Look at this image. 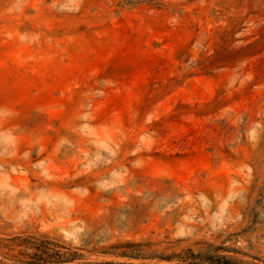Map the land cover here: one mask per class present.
Instances as JSON below:
<instances>
[{"label":"rangeland","instance_id":"374dc122","mask_svg":"<svg viewBox=\"0 0 264 264\" xmlns=\"http://www.w3.org/2000/svg\"><path fill=\"white\" fill-rule=\"evenodd\" d=\"M0 264H264V0H0Z\"/></svg>","mask_w":264,"mask_h":264}]
</instances>
